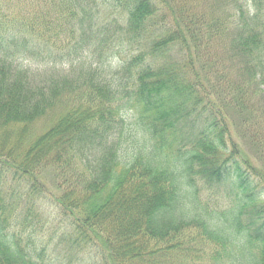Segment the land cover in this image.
Here are the masks:
<instances>
[{
    "label": "trees",
    "instance_id": "16d2710c",
    "mask_svg": "<svg viewBox=\"0 0 264 264\" xmlns=\"http://www.w3.org/2000/svg\"><path fill=\"white\" fill-rule=\"evenodd\" d=\"M102 1L125 14L114 27L132 40L156 22L146 53L116 60L112 26L92 12L100 0H60L59 16H41L48 21L37 29L50 33L59 19L58 32L72 35L69 67L85 46L95 52L79 72L33 73L24 61L46 55L55 65L60 50L44 38L0 35V264H39L20 229L9 228L16 216L23 230L38 228L32 217L45 192L70 239L102 264H167L196 236L221 247L214 264L225 256L226 264H264V211L242 222L264 189L256 191V168L237 141L255 145L264 182V0ZM46 168L59 176L52 191L39 178ZM197 176L228 184L236 205L208 213Z\"/></svg>",
    "mask_w": 264,
    "mask_h": 264
},
{
    "label": "rangeland",
    "instance_id": "374dc122",
    "mask_svg": "<svg viewBox=\"0 0 264 264\" xmlns=\"http://www.w3.org/2000/svg\"><path fill=\"white\" fill-rule=\"evenodd\" d=\"M59 1L60 0H0V35L5 38H8V36L10 37V35L20 38L24 37L26 39L30 38L33 41V44H37V41L42 42L41 40L42 38H44L50 44L46 47L53 48V50H60H54V52H52L55 58L62 56L59 58L55 65L52 63H47L46 55L44 59L41 58L43 56L39 57V59H36L38 61H34L32 59H27L28 61H24V67H28L30 69L29 71H33V73H47V75H49L50 71H54L55 69H57L59 72H61V74H69L73 67L76 71L79 72L82 66L84 68L89 66L91 62H96L97 58L95 52L90 51L88 47L85 46L84 48H82V52L80 51L78 53H73L72 57L77 55L76 57H78V59L71 67H69L70 65L68 56H66L65 54L67 50L69 51L73 49V47L71 44H67L66 42L70 40V36L72 35L67 32H58L56 24L59 23V19L54 21L50 33H45L43 35L39 34L40 32H38L37 29L39 27L43 28V26L46 24L44 23L45 21L49 20L50 22L51 19L59 16ZM87 5L89 6V4ZM96 9L98 10L100 21L102 19L108 20V24L112 26L109 33L111 34V36H113V38L110 39V52L112 51L114 53V55L116 56V60L121 58L126 61L137 53H146V51H148V45L150 44L149 41L152 40L154 36L153 34L156 33L158 29V26H155L156 22L154 20H152L154 22L153 25L147 26V33L145 34V37L142 36L139 40H132L130 36L124 31V28L121 27L122 30L120 31L119 28L115 29L114 27L118 26V24L114 22L115 18L121 24L125 23L126 16L124 13L118 14L117 11L112 9L111 5L108 2H103L102 0H100V2H97V5L92 9V12H95ZM79 11H77V15L79 14ZM46 15H51V18L48 20L41 18V16ZM64 16L67 15L64 14ZM61 22H64V24H66L62 28L64 29L63 31H65V27L69 26L67 23V19L62 18ZM76 22H78V20H75L73 24H76ZM106 38L107 37L102 36V39ZM148 38L150 40H148ZM76 42H79L78 44L76 43V45L80 46L82 43L81 38ZM46 47H41L42 52L50 50ZM110 52L107 50L108 54H110ZM110 55L108 56L109 59ZM150 59L151 56L147 55L146 61L149 62ZM49 60L53 59L51 58ZM60 60L61 62H59ZM112 65H115V63L112 62ZM107 71V74H110V70ZM74 74L77 75L75 71ZM233 118L236 119L235 122L237 124L241 122L240 117L233 115ZM42 124L46 125L45 118L35 123L34 126H39V128H41L40 125ZM237 141L245 149L244 160L249 157L248 159L252 161L256 168L254 169L250 167L249 171L255 176L254 185L256 191L259 193V189H264V182L263 180L259 179V168H261L262 166L259 163V156H256L258 150L253 147L255 145L249 143L248 139L245 137L238 136ZM261 162L263 161L261 160ZM247 166L249 167V164H246V167ZM39 178L45 184V189L52 191L53 189H55L54 183L57 181V178H59V176L52 169L46 168L44 171H41ZM195 180L196 184L198 185L199 200L203 208L207 209L208 213H222L233 208L236 205L237 197L234 196V193L232 191L233 189L230 188L228 184L206 186L207 184L199 179V176L195 177ZM262 191L263 192L261 193L260 197L258 196L257 200L254 201V203L245 206L242 216V222L244 224L250 221V219L256 217L255 212H259L261 210L264 211V190ZM50 198V193L45 192L41 195V198L37 199L36 201L35 210L37 212L32 218L35 219L37 217V219L39 220V223H37L38 228L33 229L31 232L30 228H26L23 230L22 226L20 225L23 217H18L17 224L16 216V218L11 221L9 230L14 231L20 229V232L22 233L21 236L23 243L29 242L28 246H30L31 249H34L35 252L39 253V264H102L100 256L95 252L93 248L84 247L80 249V247L77 246L72 239H70V236H68L66 233L68 230L66 229L68 221L61 214L60 210L53 204ZM17 212L18 211H16V214ZM190 230L191 231H189V233L192 234L200 233L198 229ZM196 237L193 242L189 243L186 246L187 248L190 247L187 250V253L185 250H183V247L176 249L180 252L172 256L169 260V263L167 264H214L215 261H218V258L221 259L220 257L223 254L221 253V247L217 243L211 241L210 243H204L203 241L201 242L198 237ZM217 250L218 252L220 251V254L217 252ZM38 256H36V258ZM224 258L226 259V256L223 257L220 261L221 264L227 263V260L225 262Z\"/></svg>",
    "mask_w": 264,
    "mask_h": 264
}]
</instances>
